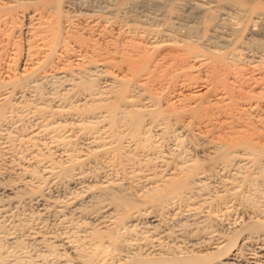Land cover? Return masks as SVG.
I'll use <instances>...</instances> for the list:
<instances>
[{
	"label": "bare ground",
	"instance_id": "bare-ground-1",
	"mask_svg": "<svg viewBox=\"0 0 264 264\" xmlns=\"http://www.w3.org/2000/svg\"><path fill=\"white\" fill-rule=\"evenodd\" d=\"M0 264H264V0H0Z\"/></svg>",
	"mask_w": 264,
	"mask_h": 264
}]
</instances>
